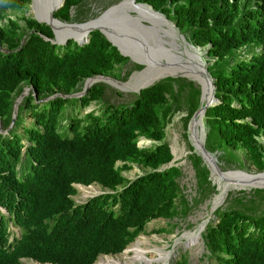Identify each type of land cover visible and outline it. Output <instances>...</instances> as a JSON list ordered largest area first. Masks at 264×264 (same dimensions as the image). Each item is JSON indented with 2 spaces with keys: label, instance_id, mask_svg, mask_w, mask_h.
<instances>
[{
  "label": "trees",
  "instance_id": "obj_1",
  "mask_svg": "<svg viewBox=\"0 0 264 264\" xmlns=\"http://www.w3.org/2000/svg\"><path fill=\"white\" fill-rule=\"evenodd\" d=\"M135 2L162 13L211 61L207 71L218 102L204 111L205 149L222 158L241 146L248 162L263 170L264 148L255 138L264 134V0ZM28 3L0 0V21L7 10H23ZM82 3L63 0L53 16L75 21L84 16ZM21 17V27L10 18L0 23V264H22L21 258L93 264L98 255L121 252L151 219L186 216L216 192L193 152L188 159L194 195L187 199L179 185L181 170L169 165L170 148L162 141L166 114L193 103L183 118L186 125L198 104V87L182 82L188 90L177 93L171 83L178 80L167 77L141 89L129 104H105L98 113L80 115L101 100L103 85L93 84L77 97L62 95L81 91L94 75L125 79L130 70L123 75L114 70L128 59L98 30L80 43L56 44L47 25ZM24 88L30 91L11 123ZM141 137L153 143L138 146ZM132 165L144 171L127 179L121 172ZM90 184L102 192L81 202L72 199L79 194L75 185ZM233 202L241 206L215 208L204 226L203 257L215 264H264V189L234 196Z\"/></svg>",
  "mask_w": 264,
  "mask_h": 264
},
{
  "label": "rangeland",
  "instance_id": "obj_2",
  "mask_svg": "<svg viewBox=\"0 0 264 264\" xmlns=\"http://www.w3.org/2000/svg\"><path fill=\"white\" fill-rule=\"evenodd\" d=\"M119 2L122 3L123 10H125L126 13L129 14L130 18L137 17L136 14L140 12L139 14L144 13L147 16V18H145L146 21L148 22L151 21L157 24L156 19L149 17L153 14L148 8H145L142 6H133L127 0H83L82 6H81L82 8L81 12L83 13L84 16H80V18L78 19L74 18L75 22H82V23H79L77 25H72L69 27H72L74 29L82 28L84 25L89 23L87 20L97 17L107 7L117 4ZM28 4L23 8V10H14V9L7 10L5 17L0 21V23H4L6 22V19L10 18V19H13L17 23L18 26L20 27L23 26L24 21L21 16L32 18L31 14L28 11L29 9ZM74 12L76 11L72 9L71 15H73ZM169 21L172 22L171 20ZM144 24L148 25V23H144ZM137 35L138 34H134V36H137ZM58 36L64 37L62 32H59ZM22 41L23 39L21 40V42ZM241 48H239L238 50H240ZM200 52H201V57L205 62V67L207 69V65L210 64L211 61L210 62L207 61V57L203 49H200ZM133 65L136 66V63L128 59V61L125 64L118 66V68L114 70V72L118 73L119 75H123L127 70H130L129 75L126 76V78L123 80H121L118 77H114L111 74L107 75L114 79H117L118 81H121L120 83L117 84V86H119L118 88L108 83H105L103 81L94 82L93 84H102L104 87L103 94L100 100L101 102L100 101L91 102L87 107L80 110V115H83L90 110L93 111L94 114L98 113L100 107L104 106L105 104H112V105L129 104V102L134 99L135 94H136V92H133L130 90H136V89L134 86L133 87H123L122 85L128 82L131 74L134 71H136L134 69H131ZM140 69H141V66H140ZM148 70H149V67H146L142 72H146ZM167 77L168 76L162 79H165ZM169 78H172V77H169ZM172 79L178 80V83H171V89L177 93L186 92L188 90V87L183 85L182 82H190L193 85V87L196 86L200 90V86L198 85L197 82H194L186 77L176 76ZM84 82L81 85V90H82V86ZM179 87H181V89L177 90ZM29 91H30L29 89L27 90L25 89V92L23 93V95L21 96V98L18 100L16 104V108H17L18 103L21 101L22 97L28 95ZM199 96H200V92L198 95V104H199ZM166 97L169 100L168 104H170L172 101H170V97L168 96L167 93H166ZM198 104H197V107H198ZM197 107L195 108V110L197 109ZM191 108H193V103L187 104L186 106L183 103L181 104V106L180 105L177 106L174 110H171L170 113L166 114V121H164L163 138H162V141L166 142L169 145L170 152L172 154V160L169 165L173 164L175 166H178L179 169L181 170L182 174H181V177L179 178V185L182 188V193L187 199H190L194 195V185H195V178H194L193 170L190 165L188 156L193 152L197 154V151L193 147L194 142H193L192 133L190 132L188 135V130L186 127L187 124L183 125V118H185L187 112ZM163 109L164 107L159 108L158 110L162 112ZM203 118H204V115H203ZM25 120L29 121L27 116H25ZM205 130L206 129H205L204 123L200 122L199 138L202 144H204L203 140L205 136ZM0 131L4 132V130L2 129ZM255 139H256L257 144L264 148V134L258 135ZM151 143H153V141H148L144 138H138L137 140L138 146H141V147H147ZM230 152L232 153L231 156H229L228 154H224L222 158H220V153L212 152V154L215 157L216 163L218 167L220 168V170H222L223 172L243 174L244 176H247L246 178H243L242 176L234 177L227 191L221 194L219 185L215 182L214 177L210 175L209 180L212 182V185L215 187V190H216L215 193L210 194V198H207L202 203L198 204L186 216H183V217L178 216L172 219H163V218L151 219L145 224L144 230L126 245V247L124 248V251H121L117 254H112V255H98L95 261L93 262V264H97V263L105 264L104 256L116 257L120 259L121 261L128 260L127 258L133 257L134 253L127 252L125 254V252L128 249L132 248L135 244H137V241L139 240H140V243H138V245L140 247L146 250L159 249L160 251L165 253V259L162 261V264H182L179 261L182 260L184 257L186 258L184 264H215L211 258L203 257V254L206 253V249L203 244V239H201V236H199V238L195 239L193 242L188 243L187 240L183 238V235L197 233L199 229L201 230L200 233L202 235L204 231V227L201 228V225H203L205 222L207 223L209 218H212V213L215 208L227 205L229 204V202L231 204H234L235 207H240L241 206L240 204L238 203L236 204L233 202L234 196L235 197H239L241 195L247 196L248 193L251 192V189H264V187L256 188V187L250 186V184H254V183L264 184V177H261L262 175L256 176L257 173L264 172V169L261 171L256 170L248 162L247 157L245 156V153L241 146L231 148ZM118 164L119 162L116 163V165ZM143 171L144 170H142L140 167H137L136 165H132L130 169L126 171H122L121 174L127 179H133L134 177L140 175ZM239 172H243V173H239ZM75 186L79 194L72 196V199L76 202L84 201L85 197H88L90 195L99 194L102 192L101 188L95 184H90L87 186H83V185H78V186L75 185ZM242 191L245 194H239ZM220 194H221V197H220ZM214 198L216 200L219 199V201L214 206L213 205L210 206ZM9 230L12 231L13 236L18 235V230L16 229V227L10 226ZM146 255L147 257H149L150 254H146ZM156 257L161 258L162 255L156 254ZM21 263L22 264H41V263H37L30 259H22ZM160 263L161 262H159V264ZM152 264H158V262H153Z\"/></svg>",
  "mask_w": 264,
  "mask_h": 264
},
{
  "label": "bare ground",
  "instance_id": "obj_3",
  "mask_svg": "<svg viewBox=\"0 0 264 264\" xmlns=\"http://www.w3.org/2000/svg\"><path fill=\"white\" fill-rule=\"evenodd\" d=\"M127 1H129L131 5L133 6H142V7L148 8L143 5L135 4L131 0H127ZM117 4H118L117 11L121 16V19L126 21L128 25L127 27L129 28H127V30L123 32H121L122 30L117 31L116 25L114 24L113 30L107 29V27L101 28V29L102 31L106 33L108 38L112 40L118 46L120 51L122 49L123 52L122 51L121 52L123 54L129 55L135 61H140L144 63L142 69L139 71L133 72L131 76L129 77V81L123 84L122 86L123 87H133L134 86L135 89H137L149 83L156 82L159 79L169 76L170 74H180L200 84L201 91H202V101L206 102L207 100H209L211 97V94L213 93V89L211 87L210 82L204 79L200 70H196V65L194 62V55L190 52L184 51L183 49H178V44L176 42V33L174 32V29L171 27V25L166 23L160 16L153 13L150 10V8H148L153 14L149 17L156 19L157 24L151 21L150 22L146 21L145 18H147V16L144 13L143 14H139L140 12L137 13L136 14L137 17H135V19L136 18L143 19L146 22L141 21L142 23H148L146 27H143V30L145 32L142 33L141 31L137 30L136 27L132 26L131 23L134 21L133 19L130 18L129 14L126 13L125 10H123L122 3L119 2ZM49 22L52 24V27L58 39L62 37V36H58L59 32H62L63 36L67 35L70 38L74 39L75 42H79V43L84 41V39L86 38V30L88 26L92 24L91 22L88 21L89 23L84 25L82 28L74 29L69 26L60 25L55 21L54 22L49 21ZM137 26L142 27L138 24ZM134 34H138V35L134 36ZM127 41L136 43V44H134L135 46L133 44L131 46V44L128 43ZM137 44L140 46V49L138 48ZM141 51L146 55H140ZM146 67H149V70L146 72H142ZM107 80L108 79L106 78L95 77L90 80H87L86 84L90 82L94 83L98 81L105 82ZM112 84L116 88L119 87L117 86L118 82H115V83L113 82ZM202 119H203V114L200 112V114H198V116L193 120V122H190L189 124H187L188 134L190 132L192 133L194 146H197L199 142L201 143L199 135H200V122H203ZM239 173H243V172H239ZM260 175H262L261 177H264V173ZM260 175H256V176H260ZM237 176H242L243 178L247 177V176H244L243 174H235V173H229V172L223 173L222 175H219V174L213 175L215 182L220 187L221 194L227 191L231 181L233 180L234 177H237ZM221 194H220V197H221ZM215 198L213 200V206L219 201V199L216 200L217 198L216 199ZM201 228H202V225H201ZM200 231L201 230L199 229L197 233L185 234L183 235V238H185L188 243H191L195 239L199 238ZM138 243H140V240L137 241V244H135L132 248L128 249L125 252V254L127 252H133L134 253L133 257H128L127 258L128 260L121 261L120 259L116 257L104 256L105 264H152L153 262H158V264L159 262H161L160 264H162V261L165 259L164 252L160 251L159 249L146 250L140 247ZM146 254H150L149 257H147ZM156 254H161L162 257L157 258Z\"/></svg>",
  "mask_w": 264,
  "mask_h": 264
},
{
  "label": "water",
  "instance_id": "obj_4",
  "mask_svg": "<svg viewBox=\"0 0 264 264\" xmlns=\"http://www.w3.org/2000/svg\"><path fill=\"white\" fill-rule=\"evenodd\" d=\"M131 1L134 2L135 4L143 5V6H146V7L150 8V10L153 13L157 14L166 23L171 25V27L174 29V32L176 33V42L178 44V49H183L184 51L190 52V53H192L194 55V62H195V65H196V70H200L201 74L204 77V79L206 81L210 82L211 87L213 89V93L211 94L210 99L207 100L206 102L202 101L201 86H200V84H198L200 86L199 104H198L197 109L191 114V116H190V118L188 120V123L193 122V120L198 116V114H200V112L204 115V111H205V109L207 107L213 106L214 104H216L218 102L217 98L214 95L215 85L213 83V78L209 75V73H208V71H207V69L205 67V62H204V60L201 57L200 48L192 45L189 42V40L186 39L184 37V35L179 32V30L175 26V24L170 22L162 13H160L159 11L153 10L151 8V6L146 4V3L135 2V0H131ZM62 2H63V0H29V4H28L29 5L28 11L29 12L31 11L30 13H31L32 19H34L37 23H44L45 25H47L51 29L52 34H53V39L51 40V42L52 43H56V44L65 43L68 39H72V38H70L69 36L66 35V36L58 39L56 37V34H55L54 29L52 27V24L49 21H53V22L55 21V22H57L60 25H66V26H72V25H77L79 23H82V22H75V21L74 22L73 21H63V20H60V19H58V18L53 16V13L62 5ZM117 5L118 4L111 5V6L107 7L102 13H100L97 17L87 20V21L91 22L92 24L89 25L87 30H86V37H87V34L90 31L98 30L104 36V38L112 46H114L116 48V50L118 51V53L120 55H122L124 57H127L129 60L135 62L136 65H139L142 68L144 63H142L140 61H135L129 55L123 54L119 50L118 46L112 40H110L108 38V36L106 35V33L104 31H102V29H101V28H106L107 27V29H112L113 30L114 24L116 25L117 31L118 30L119 31L122 30L121 32H123V31L127 30V28H129V27H127L128 25H127L126 21L121 19V16H120V14L117 11V7H118ZM131 19H133V21H134V22L131 23L132 26L136 27V29L141 31L142 33L145 32L143 30V27H146V25L144 23H142V22H146L145 20L137 19V18L135 19L134 17H131ZM137 24L142 26V27L137 26ZM44 39L46 40V38H44ZM85 39H84V41H85ZM72 40L74 41V39H72ZM77 43H79V42H77ZM128 43H130L131 46H132V44L133 45L136 44V43H132V42H128ZM138 48L140 49L139 45H138ZM148 52H149V50H148ZM140 55H146V54H144L141 51ZM136 71H139V70H136ZM176 76L186 77V76L180 75V74H170L168 77L174 78ZM95 77L108 79L107 81H105V83H108L110 85H113L112 84L113 82L114 83L115 82H118V83L121 82V81H118L117 79H114V78H112L110 76H107V75H94L92 77H88V78L85 79V82H84V84L82 86V90L81 91L75 92V93H72V94H68V95H62V97L63 98H66V97H77V96L82 95L93 84L92 82L86 84V81L90 80L92 78H95ZM186 78H188V77H186ZM153 83L154 82L149 83L147 85H144L142 87H139L136 90H130V91L138 93L141 89L146 88V87L152 85ZM25 89L27 90L29 88H24L22 90V92L19 94V96L17 97V99L15 100V103L13 105L11 123L13 122V120L15 118L16 104H17L18 100L21 98V96L23 95V93L25 92ZM186 127H187V130H188V126H186ZM146 140H148V139H146ZM148 141H150V140H148ZM193 147L197 151V154L200 156V158L202 159V161L205 164V166L207 167V169L209 170V175H211L213 177L214 174L222 175L223 173H226V172H223L222 170H220V168L218 167V165L216 163V159L213 156L212 152H209L208 150H206L205 147H204V144L199 142V144L197 146L193 145ZM263 173L264 172L257 173L256 175H260V174H263ZM250 186L251 187L260 188V187H264V184H256V183H254V184H250ZM212 205H213V201H212L210 206H212Z\"/></svg>",
  "mask_w": 264,
  "mask_h": 264
},
{
  "label": "clouds",
  "instance_id": "obj_5",
  "mask_svg": "<svg viewBox=\"0 0 264 264\" xmlns=\"http://www.w3.org/2000/svg\"><path fill=\"white\" fill-rule=\"evenodd\" d=\"M141 138H143V137H141ZM144 139H146V138H144ZM78 186V185H77ZM76 187V186H75ZM208 222V221H207ZM206 225V222L202 225V227H204ZM201 234V233H200ZM10 239V238H9ZM124 250V249H123ZM122 250V251H123ZM22 259H30V260H33V261H35V262H37V263H41V262H38V261H36V260H34V259H32V258H21L20 259V262H21V260ZM41 264H51V263H41Z\"/></svg>",
  "mask_w": 264,
  "mask_h": 264
}]
</instances>
